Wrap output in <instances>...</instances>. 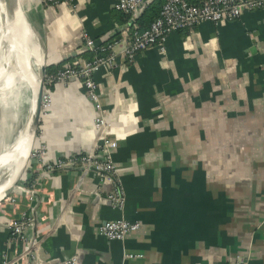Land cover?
I'll list each match as a JSON object with an SVG mask.
<instances>
[{"label": "crops", "instance_id": "obj_1", "mask_svg": "<svg viewBox=\"0 0 264 264\" xmlns=\"http://www.w3.org/2000/svg\"><path fill=\"white\" fill-rule=\"evenodd\" d=\"M114 2L24 0L49 71L50 106L33 148L46 146L44 163L94 147L97 113L82 81L48 78L93 58L84 33L103 42L119 38L125 14ZM165 48L95 73L124 212L108 199L113 184L97 170L43 172L31 157L35 177L25 188L33 199L15 186L17 201L0 203V264L27 247L8 243L6 225L31 205L37 223L27 237L42 242L34 264H264V9L173 32ZM3 108L4 124L14 116ZM123 215L141 228L124 241L109 240L101 227Z\"/></svg>", "mask_w": 264, "mask_h": 264}, {"label": "built area", "instance_id": "obj_2", "mask_svg": "<svg viewBox=\"0 0 264 264\" xmlns=\"http://www.w3.org/2000/svg\"><path fill=\"white\" fill-rule=\"evenodd\" d=\"M75 0H44L49 5L68 4L73 5ZM153 0H115L116 10L128 16V21L123 24L119 38L103 42L84 33L83 39L87 49L93 54V58L82 64L68 65L62 67L55 74L49 76L48 81L66 82L71 78L82 81L86 94L91 99L96 110L95 127L97 131L96 141L93 149L85 154L74 155L66 159L47 164L42 160L46 146L32 151L31 157L39 159L38 166L43 172L54 169L79 166L84 173L94 169L105 179L107 183L113 184L108 194V199L114 208L124 212L126 198L124 190L118 178V171L112 159V149L115 143L107 136L109 117L101 103L99 86L95 73L105 66L113 67L117 60L122 62L134 59L142 51L158 46L165 51L167 37L182 29H191L204 21H212L219 24L224 19H237L245 11L264 9V0H202L195 3L192 0H164L159 16L152 22L149 28L140 29L136 23L139 16L149 7ZM50 106V96L45 90L42 98V114L46 113ZM25 185H18V189L33 199V189H26ZM13 191H16L14 189ZM17 198L11 193L3 202L14 203ZM35 225L33 206L23 212L18 218L9 222L8 243L18 244L27 242V247L15 259L5 260L3 264H15L20 259L26 260V264H34L33 258L41 245V240H30L27 232ZM141 228L140 221H131L124 215L115 220L107 221L101 227V233L109 240H126L127 236ZM134 254L126 252L125 258H131ZM63 264H77L75 258L67 259ZM232 264H243L236 261Z\"/></svg>", "mask_w": 264, "mask_h": 264}, {"label": "bare ground", "instance_id": "obj_3", "mask_svg": "<svg viewBox=\"0 0 264 264\" xmlns=\"http://www.w3.org/2000/svg\"><path fill=\"white\" fill-rule=\"evenodd\" d=\"M38 45L20 0H0V116L3 107H10L8 113L14 116L0 123V199L14 189L30 153V126L44 66Z\"/></svg>", "mask_w": 264, "mask_h": 264}, {"label": "water", "instance_id": "obj_4", "mask_svg": "<svg viewBox=\"0 0 264 264\" xmlns=\"http://www.w3.org/2000/svg\"><path fill=\"white\" fill-rule=\"evenodd\" d=\"M21 1V9L22 12L27 16V20H28V15L25 9V4H24V0H20ZM29 22V20H28ZM32 28V27H31ZM33 30V29H32ZM34 32V31H33ZM35 34V32H34ZM42 81L40 83V87H39V91H38V95H37V99H36V105H35V110L32 116V122H31V126H30V131H31V137H30V153L22 167L21 172L19 173L18 177L15 179L14 181V187L19 185L20 180L23 177V174L26 171L27 165L29 163V160L31 158V154H32V150L34 148V144H35V140L37 137V133H38V129H39V124H40V120H41V114H42V98H43V93L45 91V79H46V75H47V67L44 64L43 66V70H42ZM13 188L8 190L5 195L0 199V203L10 194L12 193ZM102 197V196H100ZM35 215V223H37V216Z\"/></svg>", "mask_w": 264, "mask_h": 264}, {"label": "trees", "instance_id": "obj_5", "mask_svg": "<svg viewBox=\"0 0 264 264\" xmlns=\"http://www.w3.org/2000/svg\"><path fill=\"white\" fill-rule=\"evenodd\" d=\"M195 3H200L202 0H192ZM164 0H153L149 7L139 16L136 23L140 29H147L150 27L152 22L159 16L160 11L162 9ZM128 21V16H123L122 23L125 24ZM49 71L47 70V75ZM34 175L32 174L31 169L28 167L24 173V177L22 178V184L25 186H30Z\"/></svg>", "mask_w": 264, "mask_h": 264}, {"label": "rangeland", "instance_id": "obj_6", "mask_svg": "<svg viewBox=\"0 0 264 264\" xmlns=\"http://www.w3.org/2000/svg\"><path fill=\"white\" fill-rule=\"evenodd\" d=\"M2 124H3V121H2Z\"/></svg>", "mask_w": 264, "mask_h": 264}]
</instances>
